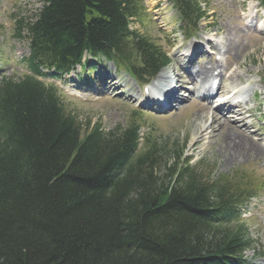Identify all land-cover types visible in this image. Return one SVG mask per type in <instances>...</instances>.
I'll return each instance as SVG.
<instances>
[{
    "label": "trees",
    "instance_id": "16d2710c",
    "mask_svg": "<svg viewBox=\"0 0 264 264\" xmlns=\"http://www.w3.org/2000/svg\"><path fill=\"white\" fill-rule=\"evenodd\" d=\"M170 1L195 32L197 0ZM43 3L15 26L31 73L0 80V264H241L247 229L229 225L253 192L243 177L216 183L199 168H168L156 140L137 152L136 121L84 126L38 79L86 53L138 81L160 70L168 56L130 29L142 0Z\"/></svg>",
    "mask_w": 264,
    "mask_h": 264
},
{
    "label": "rangeland",
    "instance_id": "374dc122",
    "mask_svg": "<svg viewBox=\"0 0 264 264\" xmlns=\"http://www.w3.org/2000/svg\"><path fill=\"white\" fill-rule=\"evenodd\" d=\"M144 1L146 16L149 18L150 24H147L146 27L141 24L142 26L140 27L139 23L134 21L133 27L145 33L157 43L167 45L166 36L169 37L168 34L179 26L175 9H173L168 0ZM201 1L205 3L204 8L208 10V18L201 23V33L199 35L209 41L216 42L217 45L213 46L212 50L207 47L208 54L210 53L207 57L211 58L205 61L201 59L199 62L200 65L208 61L219 62L221 65L219 68L224 69L225 67L229 69L230 74L227 75L229 79L223 82L224 90L227 89L226 86L229 85V81L236 83L240 75L242 78L241 83H248L245 86L247 90L252 89L253 84H260L262 90H264V84L260 81L261 77L259 75V72L264 69V35L259 36L260 38L257 36L256 38L254 29H249L245 26L246 19L248 18L246 12H248L249 6H256L257 0ZM42 5V0H0V78L3 75L11 78L15 74L20 75L25 72V69L19 61L22 57L25 58V56H28L29 50L27 49L26 41L24 42L14 37L16 28L14 20L15 17H33ZM144 18L140 17L142 20ZM157 30L165 34L162 35ZM177 34L179 32H176ZM176 35L173 37H176ZM219 45L224 46V48L228 46L236 48L235 51L239 54V58L235 55V51H230V54L224 58L217 50ZM217 57L220 60H217ZM213 66V73L215 72L214 74H217L218 70H216V65ZM170 67V70L175 69L174 62L173 66ZM108 68L114 71L112 65H108ZM80 70L77 69L75 73L78 78L81 72ZM18 77L22 76L20 75ZM118 78L119 80H125L128 87H134L141 94L143 93L141 88L136 86L133 81H130L126 75H119ZM64 79H67L66 82L63 80L62 84L59 83L61 85L60 87L64 89H62L64 91L63 95L70 98V102L73 104L72 106L76 107L73 109L77 110L79 118L84 122L88 119H91L93 122L100 121L105 128L110 130L118 125L124 124L127 115L135 106L140 108V105L135 102L136 97H133V93L131 94L132 97H125L129 92L124 85L122 89L127 94L120 91V87L114 92L111 91L104 96L96 97L88 92H82L76 86L77 79L74 75H70ZM82 86L84 88L89 87L91 83L82 82ZM262 90H258L259 92L254 95L255 99L252 105L249 104L246 106L248 108L252 107V117H244L243 119V124L250 125V131L254 134H257V130L258 133L264 134V93ZM185 95L187 96L185 98L187 101L185 104L177 105V108L166 116H159L157 118L156 116L147 115L148 121L146 124L156 130H160L165 137L170 138L172 141H177L178 143L186 141V157L192 158L194 163L205 162V166L214 170L216 176L222 173L228 175L240 172L243 175H247L245 178L251 177L254 180V185L257 190H260L262 185H264V136L261 137L262 140L259 138V134L257 137L253 136L254 141L261 145L263 149L262 153H260L261 151L259 152V155L246 156L251 149L250 144L254 143L253 140H250L246 144V147L243 144L244 148L242 150L245 151V154L237 152L235 155L232 153L231 157L224 158V154L233 152H228L226 143L223 141V137L225 140L227 139L226 134L231 127L227 128L226 131L223 130V134L221 131L214 138L202 139L200 133L202 132L201 127L205 119L198 115H210L212 112L209 111L208 114L207 109H204L200 113L198 107L191 106L197 101L193 100L192 95H189V93L185 92ZM132 103L133 105H131ZM226 116L234 121V118H231L233 115L226 113ZM208 121L211 123V117ZM205 125L207 126V124ZM217 128L219 129V127ZM236 132L238 135L232 138L234 146H238L242 140L241 137H245L240 131ZM194 136L200 137L198 144L195 143ZM258 144L256 145L258 146ZM225 159H228V161L226 162ZM242 215L245 224L249 228L250 238L259 244L255 245L257 246L256 249L264 252V191L261 197L253 199L243 209ZM246 256L248 264H264V258H254L253 251H248Z\"/></svg>",
    "mask_w": 264,
    "mask_h": 264
},
{
    "label": "bare ground",
    "instance_id": "6f19581e",
    "mask_svg": "<svg viewBox=\"0 0 264 264\" xmlns=\"http://www.w3.org/2000/svg\"><path fill=\"white\" fill-rule=\"evenodd\" d=\"M256 8H257V5H256V7L249 6L248 13H246L248 18H250L252 20L256 18V16L254 15ZM262 11H263V15H264V9ZM186 49H187L186 47L185 48L183 47L180 50H182L183 53H184V51H187ZM235 49L236 48H233L231 46H228V47H225V48L223 47V49H222L223 51L220 54L222 56L224 55V57H227V55L230 54V51H235ZM217 50L218 51L221 50L220 46H218ZM192 51H193V54H194L196 52H199L200 48L195 46L194 49H192ZM193 54H190V55L193 56ZM235 55H237V58H239V54L236 51H235ZM183 64H185V63H183ZM213 65H216V70H218V73L216 74V76H219L221 78L222 82H224L226 79H229V76H227V75L230 74L229 73V69H226L225 67H224V69L223 68H219V66L221 67L220 63L208 61L206 64L198 65V66H201V71L199 73V77L198 76L196 77L199 80V82L197 83V81H195V86H194L193 81H191V80H189L186 83H183V81L186 80V79L182 78V77H179L180 79H178V82H174V83H176V84H178V83L179 84H185L188 87L191 86V87H193L194 89L197 90L196 92H199L200 94H203L205 92V90L203 88H206V86L209 84L210 80L212 79V73H213V67H214ZM240 76H238V81L236 83H233V82L229 81L230 83L226 87L227 88V93L236 94V92L239 91L240 87H242V86H244L246 84V83H241L242 82V78ZM170 78H172V76L169 75L168 72H167L166 75H164V76L162 75L161 76L160 84H162L164 86H169V82L171 80ZM200 78H201V80H200ZM105 82H108V85H110V88H117V84L114 81H112V74H111L110 70H108V69H106V71H105ZM113 84H115V85L113 86ZM157 86H158V84L155 85V87H153V89H155ZM177 86L178 85H174V89H176ZM188 87H183L181 85L179 91L181 92V90L183 88H188ZM167 88H169V87H167ZM209 90L212 91L211 89H209ZM256 90H262V87H260V85H259V87L258 86H254L252 89H248L247 90L246 87L243 89V93L248 95L247 97L244 98L245 105L249 101H252V96L254 95V92ZM97 91H99V88H97V90H94V92H97ZM158 92H161V91H158ZM180 92H179V94H180ZM213 93H214V91H213ZM158 94H160V93H158ZM136 95H133V97H135ZM157 96H155V97H157ZM177 96H178V93L176 91H174V90H173V92L171 94L167 93V95H164V99L162 101L163 105H160V106L156 105L157 108L160 109V112H161V109L169 107L172 102H176L177 101V99H176ZM241 96H244V95H241ZM155 97H153V98H155ZM144 98L148 99L151 102L154 101L153 99H150L148 96H144V95L141 96V99H144ZM159 98H161V97L159 96ZM203 101L207 102L208 105H211L214 102V100H212V99L208 100V98H206V97L203 98ZM147 105L149 107H152V108L154 107L150 103H148ZM204 109H205V107H202V108L198 107L199 112H202ZM227 111L228 112L230 111V112L234 113L236 115V117H237V120L231 122L230 119L225 117V115H220V116L213 115L212 118H211V124H212V127H214V128L210 132V135H211L210 138H214L215 135H217V134L219 135L221 131H222V134H223V130L226 131L227 128L231 127V128H229L230 129L229 132H227V134H226L227 135V139L225 140V138L223 137V141H224V143H226V146H227L226 148H228L227 149L228 152H230V151H233V152L224 154L223 157L224 158L231 157L232 153H234V155H235L237 152L240 153V154H245V151L242 150V149L244 148V145L246 147V144L250 140H253V142L255 144L254 143L250 144L251 145L250 146L251 149L249 147L250 151H249V154H246V156H249V155L252 156V155H257V154L259 155L260 153H262V151H263L262 146L259 145L256 141H254V139H253L254 137L249 132V127L247 125L241 126L243 124L242 120L244 119V117H249L251 115V113H252V110H250V109L246 110L245 107L243 109L241 105L237 104V106L229 107ZM217 127H219V129ZM217 131H218V133H217ZM236 131H240L246 137V138L245 137H241L242 140H241V142L239 143L238 146H234L233 145V139H232L235 135L236 136L238 135V133ZM256 144H258V146ZM232 147H234V148H232ZM225 160H226V162L228 161V159H225Z\"/></svg>",
    "mask_w": 264,
    "mask_h": 264
}]
</instances>
